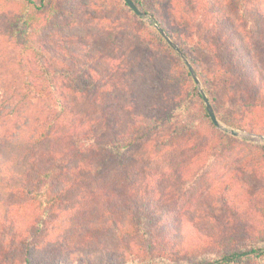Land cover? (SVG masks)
Returning a JSON list of instances; mask_svg holds the SVG:
<instances>
[{
	"label": "trees",
	"instance_id": "obj_1",
	"mask_svg": "<svg viewBox=\"0 0 264 264\" xmlns=\"http://www.w3.org/2000/svg\"><path fill=\"white\" fill-rule=\"evenodd\" d=\"M64 1L99 14L92 18L95 46H88L81 61L57 40L54 22L67 11L79 16L64 8ZM133 2L186 54L217 116L234 129L264 136V0ZM3 15L1 43L24 61L25 80H9L1 49L2 243L13 247L23 241L24 230L42 226L38 215L58 207L69 192L95 183L109 192L96 200L105 208L110 229L121 236L129 264H179L172 256L180 254L188 258L184 264H246L264 256L260 244H241L234 223L184 222L177 209L170 210L169 201L177 198L178 204L179 194L201 188L198 184L218 170L222 178L190 197L210 192L216 204L206 212L238 211L246 198L264 192L256 183L259 175L264 178V146L248 144L212 122L189 69L159 31L124 0H0V20ZM78 23L73 19L66 27ZM250 157L255 163L249 165ZM143 169L174 170L175 179L161 196H142ZM128 170L134 171L130 178ZM129 180L133 192L115 197L114 209L107 206L105 197ZM18 208L29 209L20 221L7 213ZM31 240L23 241L27 256L19 264L57 263L58 256L51 254L34 257ZM209 245L219 251L198 260ZM85 253L84 264H112V257H119L94 248Z\"/></svg>",
	"mask_w": 264,
	"mask_h": 264
},
{
	"label": "rangeland",
	"instance_id": "obj_2",
	"mask_svg": "<svg viewBox=\"0 0 264 264\" xmlns=\"http://www.w3.org/2000/svg\"><path fill=\"white\" fill-rule=\"evenodd\" d=\"M80 1L82 3L88 4L90 0ZM62 5L68 10L73 9L79 14V16L74 17V15H71L69 11H67L62 15L59 21L54 22L58 27L55 32L56 34H59L58 36H60L57 37V40L61 39L63 45L60 44V46L69 49L68 51H70V54L76 55L81 61L85 59L84 54L89 50V47L91 48L95 46L94 39L91 36V34H93V29H95V26L93 25L95 22H93L92 18H94L96 15L99 16V14L96 13V15H94V10L90 6L86 5L80 8H76L74 5L67 6L65 1ZM141 11L145 13L143 10ZM5 17L6 16L3 15V19L0 20V51L1 49H4V58L8 59L7 72L9 75V80L13 83L22 84L25 80V71L23 66L24 61L18 59V55L15 51L10 50L8 47H5V45L1 43V35L4 34V28L6 26L4 22L6 20ZM141 18L145 22L151 24V26H153V28L157 31H159L157 29V26L162 27L161 25H156L153 23V19L151 18L150 14H146L145 18ZM73 19L80 23H78L77 26L74 27H66V24L73 22ZM51 30L52 32L54 31L53 29ZM101 43V40H98V44ZM197 55L198 58L203 59L204 55L202 53H198ZM205 58L207 60L205 62L209 63V57L205 55ZM198 77L206 91L201 77L199 75ZM14 89L15 91H18L19 87H16ZM29 107L30 106L27 107L28 110H30ZM213 109L215 111L214 106ZM4 111H7V109H4ZM32 116H37V114L34 113ZM218 119L222 124L226 125L221 118L218 117ZM3 120H5V118H3ZM31 121L34 122L33 119H31ZM235 130L240 132L241 136L239 137V139L246 141L248 144L264 146V136L252 134L240 129ZM252 160H254V158L250 157V159H247L246 161H248V164L250 165V162L255 163L252 162ZM220 170L222 172V169ZM115 171L109 172L113 174ZM128 171L130 178L132 177V175H134L132 173L134 171ZM173 171L163 169L152 171L143 169L139 171V173H141V176L139 177L142 178V180H139L138 182H140V186L142 188L141 191L143 190L142 196H153L156 194L161 196L164 189L167 188L168 185H170V182L173 181V179H175L174 175H172ZM251 171L253 170L251 169ZM111 174L109 177H113V175ZM107 176L105 177L107 178ZM252 176L253 175H251V177ZM215 177L222 178L223 175L220 173V171L216 170L213 175L210 176V180L208 182L198 184L201 188H197L194 190H184L181 194L178 195L183 196L178 204H175L177 198L174 202L169 201L168 204L172 207V209L170 210L174 211L177 209V215L180 219H183L184 222L187 220H204L207 223L206 220H209V218H211L214 220L227 222L231 224L230 226H232L234 223L238 225V235L240 236L239 240L242 241L241 244H243V242L247 244L257 243L260 244L261 247H264V192L262 194H259L257 197L253 196L249 199L246 198L245 200L247 203L243 204L236 212H226L225 210L217 211L216 208H214L213 210H208V212H206L205 209L210 208V203L216 204L215 194H212L210 192H208V196L206 197H203L201 194L197 196L191 195L190 197V194L192 193H200V190L203 189L202 186L206 187L209 183H212ZM241 177L247 178L249 176L243 174V176ZM259 177L260 179L256 183H259V186L264 187V178H261L260 175ZM107 180L110 181L111 179L107 178ZM127 183L128 185L126 184L125 187H114V190L112 191L114 195L110 194L111 196L109 198L105 197V199L107 200V206H110L114 209L116 207V205L114 204L116 203L115 200L113 203V199L115 197L121 196V193L123 192H133V190L128 189L129 186L133 185L132 180H129V182L127 181ZM235 183L239 184L238 181H235ZM246 187L247 184L245 188ZM249 190L251 193L255 192V189L253 187ZM108 193V191H104L101 186L98 187L97 185H95V183H91V185H85L80 189L78 187L77 189L69 192L66 196H64L62 198V203L58 207L51 209L50 212L46 215H38L37 218L40 219L42 226L32 228L33 230H31V232L27 234L24 230L21 234V239L23 241H30L31 238H33L31 240L32 243L29 245H32L30 252L34 257L43 256V253L49 256H58L59 260L57 261V263L52 262L50 264H62V262L63 264H84L81 260L86 254L85 250L87 251L90 248L101 251L118 252L119 257H112V264H129L126 260H124L125 255L124 251L122 250L123 242L121 241V236H118L112 229H110L111 224L109 222V217L104 213L105 208L102 207V204H99V201L96 200V198H98L100 194ZM109 202H111L112 204H110ZM28 211V208H18L16 211H14V209H11L7 213L10 216L14 217V219L20 221L23 220L24 217L28 216ZM19 225L21 228L22 225L20 223ZM5 238V236L0 237V264H19V262H22L27 256L26 246L28 245V242L25 243L23 241H15V245L13 247H7L5 243H2ZM202 239L204 241L209 240L206 237ZM197 245L199 244L197 243ZM119 248H121V250ZM33 251L35 253H33ZM218 251L219 250L217 248L215 252ZM215 252L213 250V246L209 245L203 251L204 255H202L198 260L206 257L213 258ZM172 257L175 258L176 261L183 262L179 264H184L188 260V258L184 257L183 254H180L179 256L174 255ZM198 260H196V262H198ZM246 264H264V256L252 257V259Z\"/></svg>",
	"mask_w": 264,
	"mask_h": 264
},
{
	"label": "water",
	"instance_id": "obj_3",
	"mask_svg": "<svg viewBox=\"0 0 264 264\" xmlns=\"http://www.w3.org/2000/svg\"><path fill=\"white\" fill-rule=\"evenodd\" d=\"M126 2V4L140 17H143L145 18L146 17V14L143 13L138 7L137 5L133 2V0H124ZM157 29L159 30V32L161 33L162 37L168 42V44L174 49V51L179 55V57L182 59V61L186 64L187 68L189 69L193 79L195 80L196 82V85L198 87V90L200 92V94L202 95V98H203V101L205 103V106H206V110L212 120V122L218 127L220 128L222 131L224 132H227L235 137H240V132L233 129V128H230L224 124H222L214 109H213V106L211 104V101L204 89V87L202 86V83L198 77V74L196 72V70L193 68V66L191 65V63L189 62L187 56L185 55V53L179 48V46L173 42L171 40V38L168 36V34L163 30L162 27L160 26H157Z\"/></svg>",
	"mask_w": 264,
	"mask_h": 264
}]
</instances>
